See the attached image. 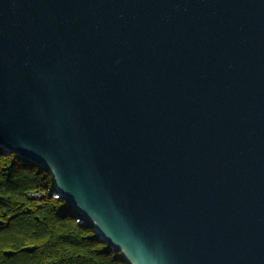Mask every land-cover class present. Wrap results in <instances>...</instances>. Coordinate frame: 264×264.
Instances as JSON below:
<instances>
[{
	"label": "water",
	"instance_id": "1",
	"mask_svg": "<svg viewBox=\"0 0 264 264\" xmlns=\"http://www.w3.org/2000/svg\"><path fill=\"white\" fill-rule=\"evenodd\" d=\"M0 147L127 264H264V0H0Z\"/></svg>",
	"mask_w": 264,
	"mask_h": 264
},
{
	"label": "trees",
	"instance_id": "2",
	"mask_svg": "<svg viewBox=\"0 0 264 264\" xmlns=\"http://www.w3.org/2000/svg\"><path fill=\"white\" fill-rule=\"evenodd\" d=\"M54 189L48 169L0 147V264H127Z\"/></svg>",
	"mask_w": 264,
	"mask_h": 264
},
{
	"label": "built area",
	"instance_id": "3",
	"mask_svg": "<svg viewBox=\"0 0 264 264\" xmlns=\"http://www.w3.org/2000/svg\"><path fill=\"white\" fill-rule=\"evenodd\" d=\"M48 192H49V190H48ZM51 195L55 199L62 198V195L60 194V192L56 188L51 192ZM35 196L36 197H40L41 196V193L40 192H36L35 193ZM75 221H78V223H84L85 219L81 216V217L75 218Z\"/></svg>",
	"mask_w": 264,
	"mask_h": 264
},
{
	"label": "rangeland",
	"instance_id": "4",
	"mask_svg": "<svg viewBox=\"0 0 264 264\" xmlns=\"http://www.w3.org/2000/svg\"><path fill=\"white\" fill-rule=\"evenodd\" d=\"M72 212H74V209H68V210H67V213H68V214H71ZM75 222L78 223V221H75Z\"/></svg>",
	"mask_w": 264,
	"mask_h": 264
}]
</instances>
